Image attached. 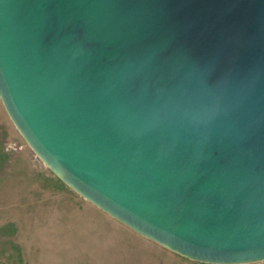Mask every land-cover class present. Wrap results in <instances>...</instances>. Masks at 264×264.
<instances>
[{
	"label": "water",
	"instance_id": "95a60500",
	"mask_svg": "<svg viewBox=\"0 0 264 264\" xmlns=\"http://www.w3.org/2000/svg\"><path fill=\"white\" fill-rule=\"evenodd\" d=\"M0 102L126 229L264 262V0H0Z\"/></svg>",
	"mask_w": 264,
	"mask_h": 264
},
{
	"label": "rangeland",
	"instance_id": "374dc122",
	"mask_svg": "<svg viewBox=\"0 0 264 264\" xmlns=\"http://www.w3.org/2000/svg\"><path fill=\"white\" fill-rule=\"evenodd\" d=\"M6 114L0 102V264H201L79 197L33 154Z\"/></svg>",
	"mask_w": 264,
	"mask_h": 264
}]
</instances>
